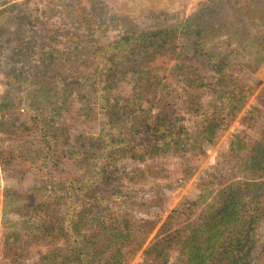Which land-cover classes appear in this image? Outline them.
<instances>
[{"label":"trees","instance_id":"16d2710c","mask_svg":"<svg viewBox=\"0 0 264 264\" xmlns=\"http://www.w3.org/2000/svg\"><path fill=\"white\" fill-rule=\"evenodd\" d=\"M246 1L231 0L230 4L238 9ZM221 2L203 3L189 24L199 34L194 35L192 59L197 66L193 65L194 91L188 109L204 117L200 121L202 130L211 140L225 133L243 109L253 92L244 80L243 69L252 67L264 52V22L231 21L224 31L207 34L211 16L223 11L229 0ZM66 3L64 12L71 19H64L58 26L54 19H44L46 15L53 16L46 7L5 15L11 23L19 20L17 27L27 24L34 29L45 22L53 40L69 44L66 51L56 48L60 53L68 52V56L57 57L46 45L37 51L40 61L28 62L26 53L32 52L33 48L28 47L33 42L23 35L9 37V26L0 21V68L3 79L22 93L19 103L44 108L55 100L63 99L73 105L75 99H81L80 107L71 110L83 115L95 111L98 91L101 92L100 71L94 66L99 22L94 28L89 18L92 10L80 17L74 4ZM19 9H26L21 1L6 8ZM82 49L92 52L83 53ZM86 55L90 59H85ZM64 62H79L86 68L65 69ZM25 86L31 98L25 93ZM204 104H210L212 110L206 112ZM246 112L243 117L248 126L264 113V86L253 108ZM176 127V134L164 144L168 152L176 150L183 135L185 144L190 139L194 151L206 153L185 131L183 117L177 119ZM259 133L256 138H246L231 132L227 151L194 181L192 199L178 202L163 219L118 217L109 207L103 220L97 215L99 206L94 196L74 197L58 184L50 166L55 153L52 140L25 133L20 147L0 149L1 164L17 172L19 185L14 188L17 197L12 198L4 240L11 248L17 245L13 247L17 256L1 264H130L141 248L144 259L136 264H264V238L258 233L264 224V128ZM196 170L197 165L178 183L194 176ZM162 197L165 193L158 196ZM158 198L151 201L159 202L164 213L167 205ZM123 200L127 201L125 197ZM152 231H156L155 236L145 246ZM38 241L44 242L46 248L33 255L31 247Z\"/></svg>","mask_w":264,"mask_h":264},{"label":"rangeland","instance_id":"374dc122","mask_svg":"<svg viewBox=\"0 0 264 264\" xmlns=\"http://www.w3.org/2000/svg\"><path fill=\"white\" fill-rule=\"evenodd\" d=\"M20 1L26 9L6 10ZM67 1L74 4L80 17L92 10L89 18L94 28L99 22L95 33L98 48L97 52L93 51L94 66L100 71L101 90L98 91L96 109L83 115L72 111L71 108L80 107L81 99H75L73 105L63 99L47 105L43 102L44 108L19 103L22 93L3 79L0 68V149L20 147L25 133L31 137L46 136L55 146L50 166L58 184L74 197L94 196L101 220L105 219L104 211L109 207L118 217L163 219L178 202L191 198L198 175L227 151L231 132L246 138L261 134L264 113L249 126L243 116L247 109L253 108L257 95L263 90L264 52L257 56L252 67L243 69L244 80L249 88H253L243 109L225 133L219 132L211 140L202 130L200 121L203 122L204 117L188 109L195 82L194 35L199 34L194 33L189 24L203 3L221 5L222 0H0V21L9 26V37L23 35L33 42L27 46L33 48L32 52L26 53L28 62L40 61L37 51L44 50L46 45L55 56H68V52L59 51H66L69 44L64 40H53L45 22L34 28L37 30L27 24L17 27L19 20L11 23L5 14L19 15L34 7H46L48 13L53 11V16L46 15L44 19H54L58 26L64 19H71L64 12ZM230 1L223 11L211 16L207 34L224 31L231 21L264 22V0H247L238 9H234ZM82 52L92 51L82 49ZM85 59L90 56L86 55ZM64 65L65 69L71 70L86 68L79 62H64ZM26 89L25 86V93L31 98ZM205 104V111L210 112V104ZM179 117H183L189 137L206 149V153L199 149L194 151L190 139L185 144L183 135L176 150L168 152L165 149L164 144L176 134ZM194 152L197 157L193 156ZM195 165L194 176L189 175L179 184L178 181ZM18 186L17 172L5 169L0 161V264L1 261L9 263L17 256L13 250L17 245L11 248L4 240L13 208L12 198L17 197L14 188ZM162 193L165 197L158 198ZM152 198L165 202L164 213H161L159 202L151 201ZM120 201L122 204H117ZM155 233L149 234L145 246L152 242ZM258 233L264 238V224ZM44 244L35 243L31 253L35 255L39 249L45 250ZM143 252L141 248L130 264L143 261Z\"/></svg>","mask_w":264,"mask_h":264}]
</instances>
